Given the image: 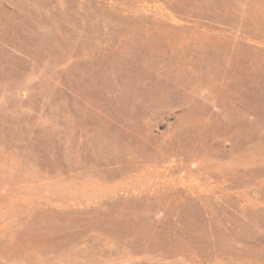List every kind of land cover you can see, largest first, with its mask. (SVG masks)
<instances>
[{
    "label": "rangeland",
    "instance_id": "374dc122",
    "mask_svg": "<svg viewBox=\"0 0 264 264\" xmlns=\"http://www.w3.org/2000/svg\"><path fill=\"white\" fill-rule=\"evenodd\" d=\"M0 264H264V0H0Z\"/></svg>",
    "mask_w": 264,
    "mask_h": 264
}]
</instances>
